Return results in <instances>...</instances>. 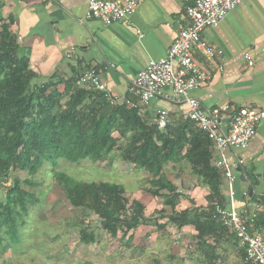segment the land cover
<instances>
[{
    "label": "trees",
    "instance_id": "obj_1",
    "mask_svg": "<svg viewBox=\"0 0 264 264\" xmlns=\"http://www.w3.org/2000/svg\"><path fill=\"white\" fill-rule=\"evenodd\" d=\"M36 77L28 55L20 51L17 35L0 12V249L6 244H21V229L38 202L22 185L34 186L44 164L50 166L44 174L53 176L70 204L94 212L102 228L112 235L121 227L129 231L151 219L155 222V218L145 216L141 202L128 204L122 185L83 182L56 169L59 160L96 163L108 159L111 152L149 174L145 191L164 198L171 209L164 216L167 222L178 229L194 228L197 250H202L208 264L217 260V245L238 241L215 214L214 205H224L226 197L219 170L211 163L213 149L206 133L183 115L160 129L155 117L149 120L142 116L140 108L113 105L103 92L79 86V77L53 75L39 85ZM113 130L118 138L112 135ZM168 163H172V172L186 170L207 188L206 206L190 200L191 207L176 208L182 193L167 177L164 166ZM17 171L26 177L15 176ZM263 227L264 217L257 215L249 231ZM79 238L84 244L96 241V235L84 225L79 227Z\"/></svg>",
    "mask_w": 264,
    "mask_h": 264
},
{
    "label": "crops",
    "instance_id": "obj_2",
    "mask_svg": "<svg viewBox=\"0 0 264 264\" xmlns=\"http://www.w3.org/2000/svg\"><path fill=\"white\" fill-rule=\"evenodd\" d=\"M193 1L141 0L126 20L109 25L84 18L88 0H0V12L17 35L20 51L28 55L29 67L37 74L36 84L53 75L79 77L92 69L106 86L103 93L110 102L114 95L127 96L130 81L150 60L165 56L184 24L185 8ZM202 37L222 53L210 60L200 59L212 79L191 95L207 109L227 106L221 117L224 128L234 109L264 110V0H242L217 27L206 28ZM156 109H165L171 120L182 116L186 105L157 98L141 109V115L152 120ZM228 157L231 161L241 157L244 162L234 183L238 211L264 217V118L247 148L230 151ZM183 173L190 176L186 170ZM178 174L182 173L167 174L176 186ZM197 184L187 192L195 190L201 199L190 198L196 205L206 206L200 191L205 189L206 195L207 188ZM220 187L227 199L225 187ZM216 255L215 264H241L245 258L238 241L221 242Z\"/></svg>",
    "mask_w": 264,
    "mask_h": 264
},
{
    "label": "rangeland",
    "instance_id": "obj_3",
    "mask_svg": "<svg viewBox=\"0 0 264 264\" xmlns=\"http://www.w3.org/2000/svg\"><path fill=\"white\" fill-rule=\"evenodd\" d=\"M112 135L118 138L117 131L113 130ZM171 168L172 163L164 166L166 174L171 173ZM46 169L50 170L49 164L39 168L34 186L22 185L38 202L31 208L27 224L21 229V244H6L0 249V264H208L200 254L202 250H197L194 228L178 229L167 222L164 216L170 214L171 209L164 204V198L145 191L149 187L145 180L149 174L122 161L116 152H111L109 158L101 162L59 160L56 166L57 170L79 181L122 185L128 204L141 202L145 206V216L155 218V222L151 219L129 231L121 227L116 235L102 228L94 212L73 207L53 176L44 174ZM14 175L23 179L27 174L17 171ZM177 178L174 180L182 196L178 198L176 208L181 210L192 206L190 200L196 203L193 198L200 200L201 197L195 190L192 194L187 192L198 186L194 177L182 173ZM201 189L196 192L205 196L206 190ZM80 225L92 231L96 241L81 242Z\"/></svg>",
    "mask_w": 264,
    "mask_h": 264
},
{
    "label": "built area",
    "instance_id": "obj_4",
    "mask_svg": "<svg viewBox=\"0 0 264 264\" xmlns=\"http://www.w3.org/2000/svg\"><path fill=\"white\" fill-rule=\"evenodd\" d=\"M141 0H88L84 18L95 19L109 25L126 20ZM242 0H194L185 8L184 24L164 57L150 60L128 86L127 96L109 98L113 105L129 108L148 106L157 98L169 99L186 105L183 118L206 133L212 143V165L219 170L227 199L224 205L216 203L215 214L224 226L235 233L238 245L244 249L241 264H264V230L250 232L256 215L241 213L235 205L234 183L243 159L229 160V152L244 150L255 136L264 110L241 107L230 112L228 127L224 128L221 117L227 106L207 109L191 95L193 90L209 83L212 74L200 64V59L219 57L221 51L202 37L206 28L217 27ZM251 64V62H249ZM79 85L106 92V86L92 69H86L78 79ZM156 124L164 129L169 121L165 109L154 112ZM202 264V263H199Z\"/></svg>",
    "mask_w": 264,
    "mask_h": 264
},
{
    "label": "water",
    "instance_id": "obj_5",
    "mask_svg": "<svg viewBox=\"0 0 264 264\" xmlns=\"http://www.w3.org/2000/svg\"><path fill=\"white\" fill-rule=\"evenodd\" d=\"M230 119V118H229ZM242 177V176H241Z\"/></svg>",
    "mask_w": 264,
    "mask_h": 264
}]
</instances>
